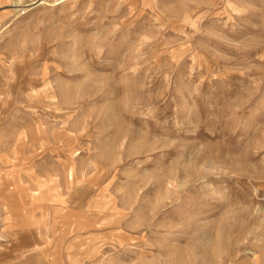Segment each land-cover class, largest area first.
Instances as JSON below:
<instances>
[{"label":"rangeland","instance_id":"obj_1","mask_svg":"<svg viewBox=\"0 0 264 264\" xmlns=\"http://www.w3.org/2000/svg\"><path fill=\"white\" fill-rule=\"evenodd\" d=\"M0 264H264V0H0Z\"/></svg>","mask_w":264,"mask_h":264}]
</instances>
